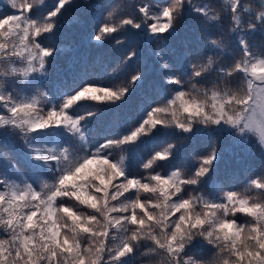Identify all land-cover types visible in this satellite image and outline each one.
Returning a JSON list of instances; mask_svg holds the SVG:
<instances>
[{"label": "snow or ice", "instance_id": "snow-or-ice-1", "mask_svg": "<svg viewBox=\"0 0 264 264\" xmlns=\"http://www.w3.org/2000/svg\"><path fill=\"white\" fill-rule=\"evenodd\" d=\"M72 5L6 0L0 16V264H264V171L242 190L212 183L205 194L215 142L186 171L170 167L174 142L142 151L146 140L228 131L264 152V0H163L131 12L109 0L90 41H113L123 58L111 74L85 67L57 80L50 94L58 49L46 41L79 22L61 19ZM187 15L201 23L198 42L175 65L155 52L171 93L146 102L120 134L90 136L94 120L144 83L143 53L125 39L167 47Z\"/></svg>", "mask_w": 264, "mask_h": 264}, {"label": "trees", "instance_id": "trees-1", "mask_svg": "<svg viewBox=\"0 0 264 264\" xmlns=\"http://www.w3.org/2000/svg\"><path fill=\"white\" fill-rule=\"evenodd\" d=\"M127 12L132 11V5L142 3L157 2L163 3V0H118ZM199 3L200 0H194ZM215 4L217 0H212ZM56 0H46L47 8L45 11L54 7ZM109 0H73L71 7L66 6V11L62 10L61 19L70 20L78 18V23H65L57 32L53 39L46 41L47 44H55L58 51L54 54L55 61L50 67L49 90L54 82L67 78L69 82L73 77L82 74L86 67L89 76H96L104 72V66L107 65V73L111 74L117 67L119 61L123 58V50L115 46L113 41H108L103 47H96L94 42L90 41V36L96 31V20L99 14L104 10ZM8 13L6 2L0 0V16ZM106 15V11L104 12ZM223 28L227 31L229 22L227 19L222 21ZM136 30H133L135 32ZM201 33V23L194 15H187L184 20L178 24V33L167 42V47L161 43L144 42L134 34L125 39V43L130 40L137 41L136 50L142 52L140 69L144 73V83L136 88L119 107L103 112L98 119L89 125L90 136L97 140H103L105 136H116L126 128L134 126L141 114V108L146 102L155 101L162 103V98L172 91V87H166L163 84V78L155 58V52L162 51L170 59V63L175 65L177 59L182 55L186 46H194L198 42ZM264 40V36L259 33L256 36V42ZM233 51L236 49L233 47ZM238 54V53H237ZM131 74V67L128 69ZM123 73L121 77H123ZM107 83V79L105 81ZM117 82H119L117 80ZM139 83V82H138ZM21 87V85H18ZM165 141L174 142L178 145L175 160L170 167L188 170L193 166V158L207 154L211 143L219 151V162L215 165L212 181L209 185L202 188L207 194L212 183H219L225 190H242L247 179L258 176L264 171V152L257 145L255 138H250L248 142H242L228 132H216L212 136L207 134L193 136L188 139H180L176 136H167L158 138V140H146L142 146V151L146 154L153 147H159L160 143ZM120 155L119 150L114 151V156ZM26 174H30V169H22ZM163 171L162 169H158ZM134 175H142L143 170L138 166L133 167ZM143 198V195H142ZM203 251V250H202Z\"/></svg>", "mask_w": 264, "mask_h": 264}, {"label": "rangeland", "instance_id": "rangeland-1", "mask_svg": "<svg viewBox=\"0 0 264 264\" xmlns=\"http://www.w3.org/2000/svg\"><path fill=\"white\" fill-rule=\"evenodd\" d=\"M3 1H5L6 2V0H3ZM21 87H22V85H21ZM252 139V138H251Z\"/></svg>", "mask_w": 264, "mask_h": 264}]
</instances>
